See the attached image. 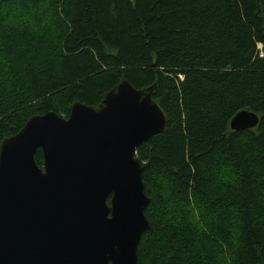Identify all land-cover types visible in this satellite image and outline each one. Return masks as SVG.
<instances>
[{"label": "trees", "instance_id": "1", "mask_svg": "<svg viewBox=\"0 0 264 264\" xmlns=\"http://www.w3.org/2000/svg\"><path fill=\"white\" fill-rule=\"evenodd\" d=\"M124 79L167 116L136 153L138 264H264V0H0V146ZM241 110L259 123L232 129Z\"/></svg>", "mask_w": 264, "mask_h": 264}, {"label": "water", "instance_id": "2", "mask_svg": "<svg viewBox=\"0 0 264 264\" xmlns=\"http://www.w3.org/2000/svg\"><path fill=\"white\" fill-rule=\"evenodd\" d=\"M154 89L124 79L98 107L76 101L68 117L33 115L3 139L0 264H138L152 226L137 148L167 127ZM258 123L241 110L231 128Z\"/></svg>", "mask_w": 264, "mask_h": 264}]
</instances>
